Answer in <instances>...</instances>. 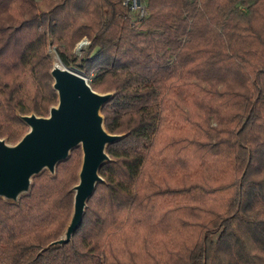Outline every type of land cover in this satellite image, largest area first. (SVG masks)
<instances>
[{
	"label": "trees",
	"instance_id": "1",
	"mask_svg": "<svg viewBox=\"0 0 264 264\" xmlns=\"http://www.w3.org/2000/svg\"><path fill=\"white\" fill-rule=\"evenodd\" d=\"M121 1L0 0V138L56 104L48 47L119 135L66 243L78 146L0 198V264H264V0Z\"/></svg>",
	"mask_w": 264,
	"mask_h": 264
},
{
	"label": "water",
	"instance_id": "2",
	"mask_svg": "<svg viewBox=\"0 0 264 264\" xmlns=\"http://www.w3.org/2000/svg\"><path fill=\"white\" fill-rule=\"evenodd\" d=\"M49 76L56 104L48 108L46 116L20 115L27 129L15 143L7 144L0 138V198L10 202L28 191L32 176L42 170L53 174L55 165L67 157L70 149L80 148L70 217L62 235L43 249L70 240L80 223L85 200L94 184L101 181L97 169L108 161L104 147L119 137L103 129L99 114L111 93L92 90L80 71L60 62L51 64Z\"/></svg>",
	"mask_w": 264,
	"mask_h": 264
},
{
	"label": "rangeland",
	"instance_id": "3",
	"mask_svg": "<svg viewBox=\"0 0 264 264\" xmlns=\"http://www.w3.org/2000/svg\"><path fill=\"white\" fill-rule=\"evenodd\" d=\"M85 44H86V42H85V39H81V40H79L75 45H74V47H73V49H72V54L75 56V57H80V55H81V53L83 52V50H84V48H85ZM47 51H48V53L50 54V56H51V63H55V62H60L59 60H58V58H57V56L55 55V53H54V51H53V49L52 48H50V47H48L47 48ZM83 77H84V79H85V81L86 82H88L89 81V77H87V76H84L83 75ZM81 154V153H80Z\"/></svg>",
	"mask_w": 264,
	"mask_h": 264
},
{
	"label": "built area",
	"instance_id": "4",
	"mask_svg": "<svg viewBox=\"0 0 264 264\" xmlns=\"http://www.w3.org/2000/svg\"><path fill=\"white\" fill-rule=\"evenodd\" d=\"M121 3L128 7V9L138 17L143 16L145 13L143 4L139 0H122Z\"/></svg>",
	"mask_w": 264,
	"mask_h": 264
},
{
	"label": "bare ground",
	"instance_id": "5",
	"mask_svg": "<svg viewBox=\"0 0 264 264\" xmlns=\"http://www.w3.org/2000/svg\"><path fill=\"white\" fill-rule=\"evenodd\" d=\"M58 62H55V63H53V64H57Z\"/></svg>",
	"mask_w": 264,
	"mask_h": 264
}]
</instances>
